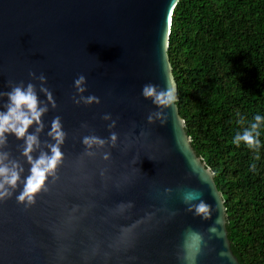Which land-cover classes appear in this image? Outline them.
I'll use <instances>...</instances> for the list:
<instances>
[{"label": "water", "instance_id": "obj_1", "mask_svg": "<svg viewBox=\"0 0 264 264\" xmlns=\"http://www.w3.org/2000/svg\"><path fill=\"white\" fill-rule=\"evenodd\" d=\"M178 1L0 0V92L11 90L10 81L31 82L46 101L39 81L29 76L30 71L43 73L57 107L49 105L42 117L40 139L53 142L47 132L56 116L67 133L60 179L54 185L49 179L50 191L38 194L28 209L16 201L23 185L0 202V264H182L178 256L188 228L207 241L197 264H240L227 237L221 194L195 154L176 104L164 110L166 124L147 120L159 109L142 96L143 85L165 88L168 77L176 89L167 43ZM81 74L86 77L83 95H95L99 104L73 102L74 80ZM6 102L7 97L0 99V110ZM105 114L116 120L114 129L102 119ZM83 123L89 127L82 128ZM110 131L118 134V142L103 150L111 152L109 161L99 152L81 155L84 136L108 138ZM21 144L8 135L4 150L23 164V178L30 165ZM101 169H107L103 175ZM166 188L173 190L170 195ZM180 188L202 193L212 206L208 219L187 211ZM129 201L134 207L121 214L116 206ZM173 211L177 214L170 216ZM217 219L219 235L209 240L207 229ZM133 224L122 238L120 229Z\"/></svg>", "mask_w": 264, "mask_h": 264}, {"label": "trees", "instance_id": "obj_2", "mask_svg": "<svg viewBox=\"0 0 264 264\" xmlns=\"http://www.w3.org/2000/svg\"><path fill=\"white\" fill-rule=\"evenodd\" d=\"M167 56L179 117L224 202L240 264H264V123L260 147L233 143L264 117V0H179Z\"/></svg>", "mask_w": 264, "mask_h": 264}, {"label": "clouds", "instance_id": "obj_3", "mask_svg": "<svg viewBox=\"0 0 264 264\" xmlns=\"http://www.w3.org/2000/svg\"><path fill=\"white\" fill-rule=\"evenodd\" d=\"M29 76L33 80L39 81V93L44 94L46 101L39 98L37 85L31 82L25 85L23 81L18 84L10 81L9 87L11 90L0 92V99L7 97V102L2 106L4 110H0V202L11 199L17 188L23 185L19 195L16 196V201L24 205L25 209L36 204L38 194L50 191L49 179L53 185L60 179L58 170L64 162V153L61 147L64 145L67 137V133L63 130L61 117L56 116L51 122L50 131L47 132V136L53 142L41 141L40 135L45 128L42 117L48 113L49 105H51L52 109H55L57 104L52 91L45 87L47 83L45 75L41 73L37 76L35 72L30 71ZM74 87L77 95L73 96L72 99L75 104L79 105L83 103L91 105L93 103H100L99 98L95 95H83L87 91L86 77L84 75L81 74L74 80ZM142 96L145 99H150L159 109L148 115V123L153 124L159 121L161 125L166 124L168 116L164 110L173 108L178 99L177 91L168 77L165 88H160L158 85L152 83L143 85ZM102 119L111 121L108 125L109 130L116 127V120L112 119L111 114L103 115ZM262 123H264V117L257 114L254 117V122L250 123L242 133L236 134L233 143L239 145L243 142L249 148H259L261 143L259 129ZM81 127L87 129L89 126L87 123H83ZM30 128L34 130L30 132ZM8 135H14L16 139L23 141V144L19 146L21 155L30 165L29 175L26 177L22 178L25 171L23 164L19 160L13 159L9 151L4 150L8 146ZM141 135H144V133L142 132ZM117 142L118 134L114 131H110L108 138H101L94 133L86 135L82 138L85 150L81 155L95 157L99 152L104 161H109L111 159V152L103 150L116 147ZM37 152L39 153L38 156L34 157L33 154ZM106 170L101 169V175ZM172 191L171 188L164 190L166 195H170ZM178 191L181 194L183 203L188 205L187 211L194 212L196 216H200L202 219L209 218L212 206L201 198L202 193L199 190L180 188ZM133 207V202L129 201L118 204L116 209L123 214ZM176 214L174 211L169 213L170 216H175ZM152 216L153 213H146L147 219H151ZM136 223L138 224L140 221ZM216 224H219V219L207 229L210 234L209 240L212 239V234L219 235L215 226ZM135 226L136 224L122 227L120 229L121 237L125 238ZM180 247L182 255H179L178 259L182 261V264H197L198 257L203 253L204 248L207 247V241L203 233L188 228L184 233ZM97 253L98 250L93 249V255ZM104 255L107 257L109 253H105ZM60 258L63 259V256H60Z\"/></svg>", "mask_w": 264, "mask_h": 264}]
</instances>
